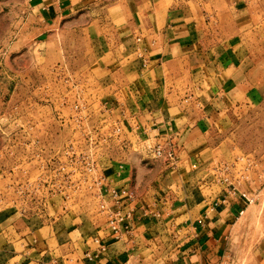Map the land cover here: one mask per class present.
Returning <instances> with one entry per match:
<instances>
[{
    "label": "crops",
    "instance_id": "obj_1",
    "mask_svg": "<svg viewBox=\"0 0 264 264\" xmlns=\"http://www.w3.org/2000/svg\"><path fill=\"white\" fill-rule=\"evenodd\" d=\"M95 1L33 0L29 11L38 17V44L46 48V56L49 48L55 49L50 53L59 60L66 29L81 27L74 32L84 36L98 58L91 67L94 76L81 90L86 89L91 100L122 109L128 151L137 146L130 142L133 133L157 143L175 140L183 144L182 166L167 173L138 162L134 171L124 160L121 172L107 169L109 182L122 178L120 185L132 186L139 202L156 206L150 217L133 212L132 229L124 241L114 240L107 229L98 237L84 226L41 219L14 206L0 207V264H130L134 253H148V240H155L152 236L161 233L158 224L168 218L180 220L174 234L182 232V242L175 240L169 250L171 264H225L234 231L253 214L264 218V190L257 187L264 179L254 175V181L242 183L237 177L244 168L239 160L232 162L234 186L253 198L249 203L240 193L198 192L191 189L187 176L182 183L171 177L188 171V163L206 169L216 162L209 163L214 155L221 161L233 156L232 148L217 143L227 107L238 101L264 103V4L119 0L118 19L84 20ZM48 148L56 149L53 143Z\"/></svg>",
    "mask_w": 264,
    "mask_h": 264
},
{
    "label": "rangeland",
    "instance_id": "obj_2",
    "mask_svg": "<svg viewBox=\"0 0 264 264\" xmlns=\"http://www.w3.org/2000/svg\"><path fill=\"white\" fill-rule=\"evenodd\" d=\"M255 1L264 4V0ZM33 3V0H0V207L14 206L41 219L84 226L88 233L98 237L108 230L110 214L122 212L125 206L128 208L123 209L125 212L139 210L146 217L152 216L156 206L139 202L137 195L132 203L122 198L117 203L111 197L112 190L135 189L120 185L122 178L119 183L109 182L107 169L121 172L122 162L127 160L134 171L138 162L142 167L158 166L167 173L176 171L182 166L183 144L169 140L175 144L179 157L175 165L148 158L145 140L136 133L131 135L130 142L137 146L128 151L123 142L126 140L122 109L109 108L100 99L91 100L86 89L81 90L94 76L91 67L98 61L84 36L74 32L81 27L66 29V43L59 45L63 58L57 60L58 56L50 53L55 49L50 48L46 56V48L38 44V17L29 11ZM94 3L84 20H116L121 15L119 0ZM78 85L80 89L73 91ZM226 111L218 127L221 131L217 130V143L224 142L235 154L225 161L214 155L209 163L216 162L206 169H199L197 162L188 163V171L174 174L173 180L180 178L182 183L187 176L185 180L192 184V190L225 193L226 189L236 188L231 177L234 169L231 164L235 160L244 168V173L237 177L242 183L251 182V178L254 181V175L264 179V103L238 101ZM51 143L56 149L48 148ZM57 164L63 167L60 175L56 174ZM71 172L73 183L68 180ZM205 177L207 183L198 186ZM64 178L68 181L63 185L44 184L56 179L63 183ZM226 178L228 182L224 181ZM259 186L258 191L264 190V180ZM180 222L168 218L158 224L161 233L152 236L155 240H148V253H134L130 264H171L169 250L175 240L177 244L182 242V232L174 234ZM128 234L130 231L124 233L122 241ZM104 248L100 244L102 252ZM261 250H264V218L253 214L230 236L225 264H264Z\"/></svg>",
    "mask_w": 264,
    "mask_h": 264
},
{
    "label": "built area",
    "instance_id": "obj_3",
    "mask_svg": "<svg viewBox=\"0 0 264 264\" xmlns=\"http://www.w3.org/2000/svg\"><path fill=\"white\" fill-rule=\"evenodd\" d=\"M67 153L68 150H65ZM145 151H146V155L148 158L152 159V160H160L163 161L169 165H175L177 163V161L179 160V157L177 155V151L175 148V144L173 142L170 141H166L164 143H157V142H152L150 140H145ZM55 162H57V160L55 159ZM54 162V163H55ZM58 167H56V171H57V175L62 174L63 171V167L61 168V166L59 164H57ZM226 170H228V168H226ZM75 172V171H74ZM73 172H71L70 177L68 178L70 183H73ZM65 179V178H64ZM67 179H65V182H61V179H56V180H51V181H45L44 184H53V185H63L65 183H67L68 181ZM225 182H228V178H226L224 180ZM229 189H226V192ZM236 194V193H240L237 191L236 188H233L231 190H229V192H227V194ZM241 197L244 198L247 202L252 203L253 202V198H249L247 195V193H240ZM111 197L118 203L120 202L121 198L122 201L125 200L130 203H132L135 199H136V193L133 189L131 188H123L121 191L118 190H112L111 191ZM102 208L105 209V206L102 205ZM133 210H129L127 212H125L122 209V212H115L110 214V218H109V224H108V232L109 234L113 237L114 240H122L124 233H127L129 231H131L132 229V220H133ZM97 242L99 243L100 241L97 240ZM105 250V248H104Z\"/></svg>",
    "mask_w": 264,
    "mask_h": 264
}]
</instances>
